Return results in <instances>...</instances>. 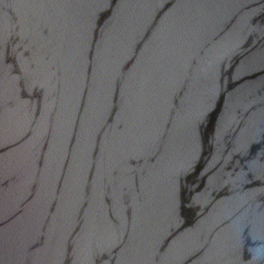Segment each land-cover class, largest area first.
Wrapping results in <instances>:
<instances>
[{
  "label": "water",
  "instance_id": "obj_1",
  "mask_svg": "<svg viewBox=\"0 0 264 264\" xmlns=\"http://www.w3.org/2000/svg\"><path fill=\"white\" fill-rule=\"evenodd\" d=\"M0 264H264V0H0Z\"/></svg>",
  "mask_w": 264,
  "mask_h": 264
}]
</instances>
